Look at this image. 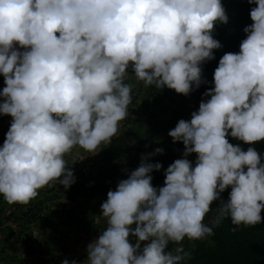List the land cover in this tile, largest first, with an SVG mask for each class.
<instances>
[{
  "label": "clouds",
  "instance_id": "9594fccd",
  "mask_svg": "<svg viewBox=\"0 0 264 264\" xmlns=\"http://www.w3.org/2000/svg\"><path fill=\"white\" fill-rule=\"evenodd\" d=\"M247 3L255 6L239 51L221 56L207 99L168 132L182 143V158L164 170L161 187L151 173L162 164L149 160L162 148L124 170L127 178L92 216L101 231L81 264H187L185 239L214 235L224 219L233 231L261 223L264 154L251 145L264 141V0ZM228 22L221 0H0V115L11 117L0 146V196L23 206L51 183L67 190L75 178L65 156L77 147L96 155L111 144L134 88L188 96L207 83L202 65L222 47L214 26Z\"/></svg>",
  "mask_w": 264,
  "mask_h": 264
},
{
  "label": "rangeland",
  "instance_id": "374dc122",
  "mask_svg": "<svg viewBox=\"0 0 264 264\" xmlns=\"http://www.w3.org/2000/svg\"><path fill=\"white\" fill-rule=\"evenodd\" d=\"M125 82L131 83L132 80ZM3 87V77L0 76V90ZM196 110L197 107L171 92L162 94L156 87L150 89L149 86L140 84L133 89L129 115L120 122L119 131L111 144L101 145L102 150L96 155H90L78 147L73 148L65 156L69 163L66 167L73 172L75 182L82 180L92 183L93 180L88 178L92 171L105 170L113 161H130L135 153L146 155L159 147L163 149V154L151 156L150 162L166 158L180 159L184 151L183 145L180 142L173 143L168 132L180 119H190V113ZM10 122V116L0 115V146ZM63 190V185L58 181L39 190V195L31 202L42 201L41 217L30 224H20L22 205H10L0 196V219L5 218L4 224L0 225V264H61L64 259H68L70 264L72 260L81 264L86 260L87 245L101 231L94 226L92 216L100 213V205L107 193L91 198L80 197L75 202L47 199ZM221 199L227 202L228 197L222 196ZM218 206L219 201L210 205L212 211L205 216V224L216 218L215 209ZM129 239L130 242H135L134 237ZM194 243L207 244L210 240L209 237L198 241L185 239L183 246ZM176 247L177 245L170 244L169 250L174 251Z\"/></svg>",
  "mask_w": 264,
  "mask_h": 264
},
{
  "label": "trees",
  "instance_id": "16d2710c",
  "mask_svg": "<svg viewBox=\"0 0 264 264\" xmlns=\"http://www.w3.org/2000/svg\"><path fill=\"white\" fill-rule=\"evenodd\" d=\"M221 3L229 17L227 24L217 23L212 33L213 38L218 40L222 47L214 50L215 59L207 61L202 65V78L207 81L188 96L177 94L170 89H157L158 92H171L173 95L179 96L186 102L191 103L198 108L204 91L212 86L213 71L216 68L219 59L226 52L236 53L239 51V44L245 38L242 29L251 24L249 11L255 5H249L247 0H221ZM155 88V86H149ZM207 99V98H204ZM1 134V131H0ZM229 142L233 144L239 143L243 150L250 145L243 144L240 141L233 140L229 137ZM256 150L264 154V141L251 145ZM142 153H135L130 161H113L110 167L105 170L92 171L88 178L92 179V183L85 181H77L73 183L67 190L64 188L61 193H54L47 199H65L77 201L80 197L91 198L97 194H106L109 190L115 189L117 182L126 179L127 175L124 170L131 172L135 170L141 161ZM191 161H195V154L187 157ZM179 158H166L159 162L162 164L160 171L151 173L152 185L154 187L163 186L164 170L174 160ZM150 162V161H149ZM230 189H226L221 193V197H228ZM21 205H17L19 207ZM23 206L25 209H23ZM21 206L20 224H30L32 221L41 217L42 201L31 202L28 205ZM262 221L254 227L241 226L239 230L233 231V225L230 219H224L219 226L213 228L214 235L209 237L210 243H194L192 245H184L185 251L191 252V259L187 264H264V210L261 211ZM213 218L207 223L212 226ZM5 218L0 219V225L4 224Z\"/></svg>",
  "mask_w": 264,
  "mask_h": 264
}]
</instances>
